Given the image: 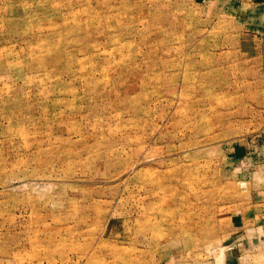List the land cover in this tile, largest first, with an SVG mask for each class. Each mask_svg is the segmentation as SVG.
Here are the masks:
<instances>
[{
	"label": "rangeland",
	"instance_id": "1",
	"mask_svg": "<svg viewBox=\"0 0 264 264\" xmlns=\"http://www.w3.org/2000/svg\"><path fill=\"white\" fill-rule=\"evenodd\" d=\"M0 264H264V0H0Z\"/></svg>",
	"mask_w": 264,
	"mask_h": 264
}]
</instances>
